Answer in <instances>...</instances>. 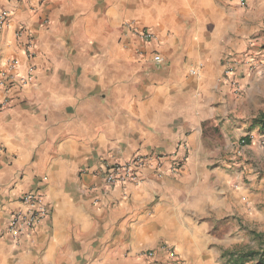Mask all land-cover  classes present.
Here are the masks:
<instances>
[{
    "label": "crops",
    "instance_id": "0c3cea01",
    "mask_svg": "<svg viewBox=\"0 0 264 264\" xmlns=\"http://www.w3.org/2000/svg\"><path fill=\"white\" fill-rule=\"evenodd\" d=\"M245 1L0 0V264L220 256L218 227L250 199L232 154L263 132L264 0ZM247 50L262 69L236 76L237 97L226 59ZM140 155L162 171L104 184V163ZM36 191L50 217L16 243L10 218Z\"/></svg>",
    "mask_w": 264,
    "mask_h": 264
},
{
    "label": "built area",
    "instance_id": "2783aa9c",
    "mask_svg": "<svg viewBox=\"0 0 264 264\" xmlns=\"http://www.w3.org/2000/svg\"><path fill=\"white\" fill-rule=\"evenodd\" d=\"M241 4L245 6L246 1L241 0ZM0 20H4L3 15H0ZM129 27L132 28L130 25ZM139 36L145 42L155 40L154 34L148 30L140 31ZM34 50V42L32 39H28L24 47L25 55L31 58L34 55ZM161 61L157 58L156 63L160 64ZM226 64L227 67L224 75L226 78H232L233 94L237 97L243 94L244 87L236 76L239 73L256 74L262 69L260 61L251 50L228 57ZM150 164H155L153 165L156 168L155 171L161 172L163 169L160 157L148 158L140 155L125 163L106 162L100 170V175L102 176L104 184L110 188L125 187L128 184L140 185L143 182L142 174L150 167ZM182 165L183 161L176 162L173 171L177 173ZM20 201L23 207L20 211L12 215L7 227V234L16 243L21 242L24 237L30 236L41 224L49 219L51 213L45 197L38 191L25 193ZM160 250L167 256L168 263L166 264L182 263L176 248L173 246L165 244L161 246ZM155 255L156 252L150 250L147 251L145 257L149 262L156 264Z\"/></svg>",
    "mask_w": 264,
    "mask_h": 264
},
{
    "label": "rangeland",
    "instance_id": "374dc122",
    "mask_svg": "<svg viewBox=\"0 0 264 264\" xmlns=\"http://www.w3.org/2000/svg\"><path fill=\"white\" fill-rule=\"evenodd\" d=\"M239 146L232 155L237 157V174L250 199L245 210L240 209L218 227L215 236L220 239V256L215 253L205 264H231L228 253L244 256V264H259L263 258L259 254L264 250V131L240 139Z\"/></svg>",
    "mask_w": 264,
    "mask_h": 264
},
{
    "label": "trees",
    "instance_id": "16d2710c",
    "mask_svg": "<svg viewBox=\"0 0 264 264\" xmlns=\"http://www.w3.org/2000/svg\"><path fill=\"white\" fill-rule=\"evenodd\" d=\"M256 123L259 125L260 129L264 131V115L257 119ZM228 255L230 257L231 264H244V256H237L232 253H228ZM250 255H256V253H250ZM259 256L263 257L259 264H264V250L262 251V253L259 254Z\"/></svg>",
    "mask_w": 264,
    "mask_h": 264
}]
</instances>
